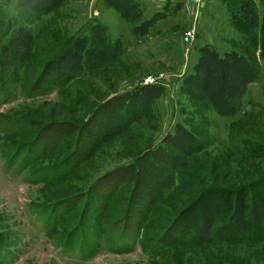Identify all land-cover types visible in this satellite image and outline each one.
Wrapping results in <instances>:
<instances>
[{"label": "rangeland", "instance_id": "obj_1", "mask_svg": "<svg viewBox=\"0 0 264 264\" xmlns=\"http://www.w3.org/2000/svg\"><path fill=\"white\" fill-rule=\"evenodd\" d=\"M134 1L139 4L143 19L168 5L179 4L180 10L156 23L145 37H137L131 31L133 24L104 7L103 0H65L47 15H26L24 21L29 25L17 17L18 0H0V13L7 24V30L0 34V46L7 39L8 30L19 26L31 31L37 45L26 67L19 71L16 86L9 94L0 96V264H264L263 243L251 248L216 243L200 249L159 247L148 254L167 221L196 197L199 188L208 185L210 180L205 177L224 176L229 180L233 176V155L242 152L229 149L234 133L242 131L247 135L241 138L244 142L264 151V61L254 55L246 36L229 23L227 0H204L198 16L186 0ZM252 1L264 8V0ZM94 24L104 27L111 42L120 44L118 60L96 71L84 72L49 92L29 94L27 85L32 72L41 69L57 45L72 36L89 35ZM191 28L195 30L194 38L185 42L183 37ZM204 46L220 55L226 51L242 54L258 70L256 82L248 87L233 117H219L207 105L193 103L179 91L182 77L191 71L199 49ZM146 81L163 86L162 95L152 105L151 117L134 124L112 142L98 146L88 160L73 158L68 147L63 146L51 154L39 150L41 154L32 168L27 169L20 161L30 148L27 146L43 138L44 126L53 122L83 124L104 99L132 91ZM239 120L244 123L236 130L234 125ZM178 124L205 144L209 155L204 158L206 163L201 166L197 160L188 161L179 169L176 175L180 187L171 189L156 206L146 209L147 220L142 224L141 235L128 233L126 238L133 246L128 252L117 253L115 240L125 232L120 228L112 230V223L120 219L127 190L122 187L103 199L91 193L89 187L108 170L158 145ZM17 152L16 159L11 160ZM67 165L66 175L54 184L41 183L40 177L35 179L31 175ZM225 166L228 167L223 169ZM253 167L264 173V160L255 162ZM56 204L68 205V211L47 234L50 223L36 213ZM76 231L94 249L84 259L61 249L68 243L66 238ZM7 254L10 257L5 259Z\"/></svg>", "mask_w": 264, "mask_h": 264}, {"label": "trees", "instance_id": "obj_2", "mask_svg": "<svg viewBox=\"0 0 264 264\" xmlns=\"http://www.w3.org/2000/svg\"><path fill=\"white\" fill-rule=\"evenodd\" d=\"M64 1L18 0L15 7L17 17L20 22L29 25L30 22L24 21L26 15H47L62 6ZM227 2L229 23L238 33L246 36L254 55L264 61V8H259L252 0ZM103 5L115 10L124 21L132 23V34L137 37H145L156 23L180 10L179 4L168 5L150 18L143 19L140 6L134 0H103ZM6 30V21L0 13V34ZM36 46L34 36L26 26L8 30V37L0 46V96L9 94L16 86L19 71L35 54ZM120 50V44L110 41L104 27L94 24L89 35L72 36L57 45L53 56L41 69L32 72L27 85L29 94L49 92L84 72H93L113 64L118 60ZM198 52L191 71L181 79L180 93L193 103L207 105L219 117H233L248 87L257 80L255 64L234 51L220 55L213 48L204 46ZM162 93L161 84L141 85L132 91L104 99L92 109L83 124L50 123L42 128L43 138L28 145L27 148H30L25 150L20 161L26 164L27 169L32 168L41 154L39 150L51 154L63 146L68 147L73 158L88 160L98 146L112 142L127 133L134 124L149 119L152 105ZM243 123V120H239L234 128L238 130ZM242 136L247 135L242 131L234 133L229 144L230 150H242L233 155L236 157L233 176L229 180L224 176L217 179L205 177L210 180L208 185L199 188L196 197L167 221L163 233L149 247L148 254L159 247L200 249L214 243L232 248L264 245V173L256 167L252 168L255 162L264 160V151L248 141L244 142ZM17 155L18 152L11 160H15ZM206 156L209 155L201 139L178 124L158 145L126 164L108 170L90 185L91 193L103 199L114 195L122 187L127 190L120 219L112 223V230L120 228L125 232L115 240L117 253L128 252L133 246L126 236L128 233L140 234V230H143L142 224L147 220L146 209L156 206L171 189L180 187L176 175L179 169L188 161L197 160L203 166ZM67 169L68 165L35 171L31 175L35 179L40 177L41 183L54 184L66 175ZM67 206L56 204L36 213V216L50 223L45 231L47 234L60 224L68 211ZM66 241L68 243L61 249L65 253H76L78 258L84 259L94 250L79 231ZM9 257L7 254L5 259Z\"/></svg>", "mask_w": 264, "mask_h": 264}, {"label": "built area", "instance_id": "obj_3", "mask_svg": "<svg viewBox=\"0 0 264 264\" xmlns=\"http://www.w3.org/2000/svg\"><path fill=\"white\" fill-rule=\"evenodd\" d=\"M203 2L204 0H186V3H190V7L195 16H198V13L202 7ZM194 35H195V30L194 28H191L185 33V36L183 37V39L185 42H189L194 38ZM148 84H156V82L146 81L145 85H148Z\"/></svg>", "mask_w": 264, "mask_h": 264}]
</instances>
